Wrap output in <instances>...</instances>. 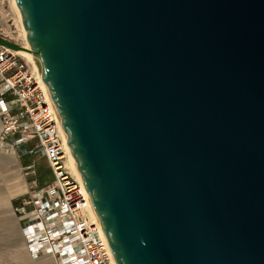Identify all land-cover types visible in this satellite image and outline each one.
Here are the masks:
<instances>
[{
    "label": "water",
    "instance_id": "1",
    "mask_svg": "<svg viewBox=\"0 0 264 264\" xmlns=\"http://www.w3.org/2000/svg\"><path fill=\"white\" fill-rule=\"evenodd\" d=\"M14 3L116 264H264V0Z\"/></svg>",
    "mask_w": 264,
    "mask_h": 264
},
{
    "label": "built area",
    "instance_id": "2",
    "mask_svg": "<svg viewBox=\"0 0 264 264\" xmlns=\"http://www.w3.org/2000/svg\"><path fill=\"white\" fill-rule=\"evenodd\" d=\"M26 63L17 51L0 45V152L20 161L27 191L15 199L13 209L22 217L28 251L31 257L50 254L55 264H116L82 185L69 171L56 109ZM39 157L51 169V179L42 184Z\"/></svg>",
    "mask_w": 264,
    "mask_h": 264
},
{
    "label": "crops",
    "instance_id": "3",
    "mask_svg": "<svg viewBox=\"0 0 264 264\" xmlns=\"http://www.w3.org/2000/svg\"><path fill=\"white\" fill-rule=\"evenodd\" d=\"M1 123L0 119V129ZM20 169L15 154L0 152V264H55L47 254L31 257L20 234L21 221L13 209L15 199L25 189Z\"/></svg>",
    "mask_w": 264,
    "mask_h": 264
},
{
    "label": "rangeland",
    "instance_id": "4",
    "mask_svg": "<svg viewBox=\"0 0 264 264\" xmlns=\"http://www.w3.org/2000/svg\"><path fill=\"white\" fill-rule=\"evenodd\" d=\"M23 30L18 11L14 5V0H0V37L18 45L26 46V32ZM23 59L27 62L28 68H34L33 64L27 58L23 57ZM36 167L38 168L39 183L48 182L51 179V169L48 168L47 162L39 157L36 160ZM69 168V171L72 173L73 170H71L70 164Z\"/></svg>",
    "mask_w": 264,
    "mask_h": 264
},
{
    "label": "bare ground",
    "instance_id": "5",
    "mask_svg": "<svg viewBox=\"0 0 264 264\" xmlns=\"http://www.w3.org/2000/svg\"><path fill=\"white\" fill-rule=\"evenodd\" d=\"M14 5H15V3H14ZM23 31H24V30H23ZM25 38H26V37H25ZM29 46H30V45H29V42H28V40H27V43H26V46H25V47L29 48ZM17 53H19V54L22 55L23 57L27 58L28 61L31 62V63L33 64V66H34V68H35V70H36V72H37V74H38L39 85H40V87L42 88L43 92H44V93L47 95V97L49 98V94H48V91H47V89H46V85H45V83H44V81H43V78H42V76H41V74H40V71H39V68H38V65H37L38 63L36 62V59H35L34 55H33L32 53H30L29 51H28V52H17ZM63 135H64V133H63ZM64 139H65V135H64ZM66 153L68 154V157H69V164H70L71 170H73L72 173H73L74 177L76 178V180H78V181L80 182V184L82 185L83 193H84V196H85V199H86V202H87V206H88V208H89V210H90L91 216H93V217H92L93 220H94L97 224H99V223H98V220H97V218H96L97 216L95 215L94 208H93L92 203H91V201H90V199H89V196H88V194H87V192H86V189H85V187H84L83 181H82V179H81V177H80V174H79V170L77 169V166H76V164H75V161H74V159H73V157H72V154H71V152H70V149H69L68 145H66Z\"/></svg>",
    "mask_w": 264,
    "mask_h": 264
}]
</instances>
